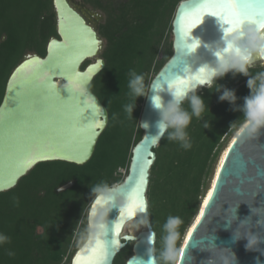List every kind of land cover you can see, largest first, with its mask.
Instances as JSON below:
<instances>
[{
    "label": "water",
    "instance_id": "water-1",
    "mask_svg": "<svg viewBox=\"0 0 264 264\" xmlns=\"http://www.w3.org/2000/svg\"><path fill=\"white\" fill-rule=\"evenodd\" d=\"M202 2L182 0L178 4L172 23L173 55L153 78L148 92L155 87L158 93L154 91L146 97L139 119L150 127L140 128L143 136L132 150L125 180L93 199L87 217V237L70 264H79L78 254L90 255L97 238L101 242L106 239L100 226L110 225L119 218L118 209L128 205V193L141 177L145 211L124 220L118 246L101 264H114L129 243H133L132 255L126 264H145L149 248L155 249L152 255L159 264L148 189L157 159L155 149L163 138L154 145L146 137L156 135L159 119L151 97L158 94L167 103L172 99L168 82L178 76H193L200 68L205 69L202 78L207 80V66H215L216 52L226 47L223 37L229 25L210 14L187 35L182 34V16L186 28L193 19L190 14ZM53 5L58 37L50 38L44 57L29 53L14 68L0 105V189H4L0 193L15 188L41 163L61 161L85 165L109 124L107 107L91 89L106 65L99 56L103 39L70 0H53ZM248 29L257 27L250 25ZM257 34L264 35V31L258 30ZM257 60L264 66V56L253 54L252 64ZM88 61L91 62L83 68ZM195 87L200 92L208 86L205 83ZM71 186L73 182L60 190ZM210 187L211 195L207 204H200L199 219L189 231L191 236L188 234L182 242L176 264H264V117L260 123L249 119L235 133ZM98 198L101 203L93 211ZM105 200L115 201L117 208L104 203ZM130 225L135 228L127 230ZM247 240L254 241L249 250L245 247Z\"/></svg>",
    "mask_w": 264,
    "mask_h": 264
},
{
    "label": "trees",
    "instance_id": "trees-1",
    "mask_svg": "<svg viewBox=\"0 0 264 264\" xmlns=\"http://www.w3.org/2000/svg\"><path fill=\"white\" fill-rule=\"evenodd\" d=\"M87 1L106 13L105 22L99 27L100 35L106 39L102 55L106 65L91 89L107 107L109 124L85 165L41 163L15 188L0 193V233L10 238V243L0 245V264L71 263L87 237V217L93 199L125 180L132 150L143 136L139 119L146 97L137 99L133 118L124 111V105L134 101L128 87L129 73L134 70L144 76L147 94L153 78L173 55L172 41L164 58L154 62L165 30L169 27L172 32L175 12L182 0ZM51 37H58L53 0H0V105L14 68L31 52L44 57ZM152 69L154 76L148 79ZM250 72H264V67L253 65ZM247 80L242 74L234 76L229 72L211 88L197 92L206 108L202 118L193 117L187 129L191 149L185 150L166 137L155 149L157 159L151 169L148 199L157 233L159 264L158 243L166 234L163 225L167 218L179 216L183 221L175 244L177 253L181 237L198 213L202 201L198 199L206 194H201L204 178L224 150V143L249 120L242 110L245 97L251 95ZM218 84L222 86L220 91H216ZM223 88L235 91V106L219 100ZM184 107L188 109V104ZM123 167L125 174L114 177ZM71 182L73 186L60 190ZM132 247L133 243L128 244L114 264H126ZM7 251L15 255L9 256Z\"/></svg>",
    "mask_w": 264,
    "mask_h": 264
},
{
    "label": "clouds",
    "instance_id": "clouds-1",
    "mask_svg": "<svg viewBox=\"0 0 264 264\" xmlns=\"http://www.w3.org/2000/svg\"><path fill=\"white\" fill-rule=\"evenodd\" d=\"M258 29H248L244 32H233L223 37L226 47L216 52L218 57L215 66H207L208 76L206 84L209 88L217 84L219 78L225 77L229 72L234 76L242 74L248 77L247 86L251 95L245 97V103L242 110L249 119L260 123L264 117V72L251 73L253 54L264 56V35L257 34ZM225 49H228L225 51ZM219 53V55H218ZM130 79L128 87L130 95L134 98L133 102L124 105V111L128 116L133 118V112L136 107L137 99L141 96L147 97L152 92H157V88L153 87L150 92L145 93V80L142 74H137L134 70L129 73ZM222 88L218 84L216 91ZM172 99L165 103L160 95L151 97L155 110L159 113V119L156 122L157 133L154 136H147L154 145H158L161 138L166 137L169 141L178 142L185 150L191 149L192 144L187 129L192 123L193 117L202 118L205 111V100L197 94L196 87H188L183 89H170ZM220 101H228L235 106L237 96L234 90L223 88L222 94L219 96ZM188 104V109L184 104ZM190 109V110H189ZM140 128L148 129L150 125L147 122H139ZM208 128V124H204ZM4 190V189H0ZM97 189H92L96 191ZM17 204L18 200L15 201ZM183 223L179 216H169L163 225L166 233L162 238V248L159 252V261L162 264H172L176 258L175 244L180 236L179 228ZM10 243V238L0 233V245ZM151 244V239L149 240ZM254 241L247 240L245 245L249 250ZM149 259L145 264H157V260L153 257L154 248H149ZM7 255H15L12 251H7Z\"/></svg>",
    "mask_w": 264,
    "mask_h": 264
},
{
    "label": "snow or ice",
    "instance_id": "snow-or-ice-1",
    "mask_svg": "<svg viewBox=\"0 0 264 264\" xmlns=\"http://www.w3.org/2000/svg\"><path fill=\"white\" fill-rule=\"evenodd\" d=\"M206 14L219 17L223 23L229 25V27L225 29L226 36L237 31H247L250 25H255L258 30L264 31V0H203L201 4L195 6L193 12L190 14L193 16V19L186 28L183 26L182 16V34L187 35L196 25L201 23L202 18ZM185 15L189 14L186 13ZM227 50L228 49H225V51ZM204 71V68H200L193 76L186 78L178 76L174 81L168 82V88L183 89L195 87L197 84L204 85L206 83V79L202 78ZM142 182L143 178L141 177V181L128 193L129 203L126 207L118 209L119 218L110 225L100 226L103 229V236L106 237V239L101 242V240L97 238L96 246L91 249L90 255L84 257H81L79 254L77 255L79 264H101L102 261L106 260L110 251L119 244L117 238L120 235L121 224L124 220L131 219L138 212L143 213L145 211L140 192ZM100 203L101 199L98 198L93 205V211H95V205ZM104 203H110L113 208H117L115 201L105 200ZM205 204H207V201H205ZM201 215H203V213H201ZM189 236H191V233H189ZM183 256L184 253L181 251V257Z\"/></svg>",
    "mask_w": 264,
    "mask_h": 264
},
{
    "label": "rangeland",
    "instance_id": "rangeland-1",
    "mask_svg": "<svg viewBox=\"0 0 264 264\" xmlns=\"http://www.w3.org/2000/svg\"><path fill=\"white\" fill-rule=\"evenodd\" d=\"M70 1L90 21L91 25H93L96 28V30L98 31V33H99L100 24L105 22L106 13L103 10H101V9L95 8V6L91 2H89L87 0H70ZM113 1H115V2H123V1L127 2L129 0H113ZM101 38L103 39V50L101 51L99 56L101 58H103L102 55H103L104 50L106 48V39L103 38L102 36H101ZM172 41H173V34L171 32V29L168 27L165 30V32H164L162 45L160 46L161 48L159 49V53H158V55H157V57H156V59L154 61L155 63H157L158 61H161L164 58L166 47H168L169 44ZM31 53H33V52H31ZM88 62H91V61H88ZM155 63H153V64L155 65ZM256 64H261V63H260L259 60H257L252 65H256ZM152 76H154V69H152V72H150L148 79L151 78ZM233 137L229 138V140H227V142L224 143V148H223L224 150L221 152L219 158L217 159V162L213 163L212 170H211L210 174L204 178L203 188H202L201 194L204 195L205 191L207 192V190L209 189V187H210V185L212 183V180L214 178V173H215V171L217 169V166H218V164L220 162V159H221L223 153L225 152L226 147L229 145V143L231 142ZM124 174H125V168L124 167L123 168H119L117 173L114 175V177H118V176L124 175ZM114 185H117V184H114ZM201 198L202 197L200 196L198 200L199 201L202 200ZM134 228H135L134 225H130L129 228H127V230H133ZM185 234H186V232H184L183 236L181 237V240L179 241L178 252H179V249H180V247L182 245V242H183V239L185 237ZM162 238H163V236L159 238L158 252H160V250L162 248ZM78 244H80V241L78 242ZM178 252L176 253V258L172 262V264H176V259H177ZM127 256H128L127 253L125 255H123L124 258H127ZM161 264H162V262H161Z\"/></svg>",
    "mask_w": 264,
    "mask_h": 264
},
{
    "label": "bare ground",
    "instance_id": "bare-ground-1",
    "mask_svg": "<svg viewBox=\"0 0 264 264\" xmlns=\"http://www.w3.org/2000/svg\"><path fill=\"white\" fill-rule=\"evenodd\" d=\"M229 144H230V143H229ZM227 147H228V146H227ZM227 147H226V150H227ZM224 155H225V152L223 153V155H222V157H221V159H220V162H219V164H218V166H217V170H218V168H220V165H221V162H222V160H223V158H224ZM217 170H216V172H217ZM210 193H211V187H209L208 191L206 192V194H205L204 197L202 198V201H201L202 204H204V202L207 200V198H209ZM198 219H199V216L197 215L196 218H195V219L193 220V222L191 223V225L189 226L188 230L186 231L185 237H184V239H183V243H184L186 237L188 236L189 231H190V230L192 229V227L196 224V222H197ZM181 247H182V245H181ZM181 247H180V249H179V252H180V250H181ZM178 256H179V254H178ZM177 260H178V257H177V259H176V262H177Z\"/></svg>",
    "mask_w": 264,
    "mask_h": 264
},
{
    "label": "flooded vegetation",
    "instance_id": "flooded-vegetation-1",
    "mask_svg": "<svg viewBox=\"0 0 264 264\" xmlns=\"http://www.w3.org/2000/svg\"><path fill=\"white\" fill-rule=\"evenodd\" d=\"M85 17V16H84ZM86 18V17H85ZM87 19V18H86ZM87 21L90 23V21L87 19ZM91 24V23H90Z\"/></svg>",
    "mask_w": 264,
    "mask_h": 264
}]
</instances>
